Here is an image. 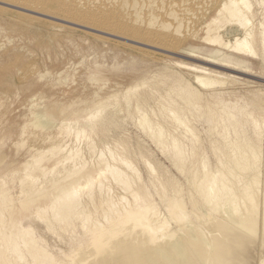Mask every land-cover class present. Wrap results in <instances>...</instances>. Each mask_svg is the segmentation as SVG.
I'll return each instance as SVG.
<instances>
[{
	"label": "bare ground",
	"instance_id": "bare-ground-1",
	"mask_svg": "<svg viewBox=\"0 0 264 264\" xmlns=\"http://www.w3.org/2000/svg\"><path fill=\"white\" fill-rule=\"evenodd\" d=\"M5 38L20 46L0 70V264H45L69 241L51 264H264L250 80L264 77V0H0ZM89 51L113 52L130 81L88 62L96 90L115 91L87 107L31 99L14 139L11 97L69 90L74 73L35 58Z\"/></svg>",
	"mask_w": 264,
	"mask_h": 264
},
{
	"label": "rangeland",
	"instance_id": "rangeland-1",
	"mask_svg": "<svg viewBox=\"0 0 264 264\" xmlns=\"http://www.w3.org/2000/svg\"><path fill=\"white\" fill-rule=\"evenodd\" d=\"M5 39H2L0 44L1 45L0 70L4 69L6 66H10L11 68H13L11 65H9L10 63L13 62L9 60L15 59V57L13 56V51L20 46V43L18 42L16 43L12 42V44H10L8 39L6 40ZM9 49H11L9 51L10 53L6 52V50ZM93 54L92 51H89L85 54V56L83 55L84 57L83 59L81 54H79V56L76 57V56H72V54L70 53V56H72V58L67 61V64L65 63V61L67 60L65 56L57 57L53 52L50 53V56L45 55L43 57L44 61L42 60V58H35L38 61V62L36 61L38 66L37 68L41 71H46L47 68L46 66L49 65V68L51 70L59 69L62 66H65L63 70H70L73 71L74 73L68 85L69 90H59L58 88H54L53 90H42L41 94L38 93L32 95L31 97L28 98V100H26V97L22 94L14 95L11 97L12 100L10 99L11 101L10 111L7 117L5 116V118L3 119L4 120L3 125L6 126L9 131H12L14 139L19 138V134H20L19 129L26 122L27 119L26 115L28 113L29 108L32 105L31 102L41 100V98L39 99L38 96L40 97L43 96V99L45 97L46 98L49 97L48 101L52 109L56 105H58L57 103H64L66 101H73V102L76 101L79 104L80 102H82L84 105L82 106L87 107L97 104L98 101L105 99L106 97L109 96V94L112 91H115V90H96L97 86H96V82L93 80L94 77L93 69L86 70V63L90 62L93 67L97 65H101L103 66L104 70L107 71L106 73L113 75V78L117 79L119 75H124L126 77L124 81L126 83L130 81V76L133 72L132 68H128L127 64H124L122 62V59L118 58L117 60L113 52L96 53L94 55ZM122 67H124V69L123 71L120 72L119 68ZM250 80L252 81V87H254V90H252V95L257 96L259 99H262L264 102V90H257L259 88L264 89V77L255 75ZM31 99H35V100L31 101ZM6 152L8 153L9 159H15L17 156V153L14 150V148L11 149V147H8L6 149ZM48 241L52 243V245L60 244L58 242H55V240L51 238H48ZM84 242L85 239L81 238L77 242L76 246L79 247L80 245H83ZM72 244L73 242L71 241H69L66 245L60 244V246H58L56 249L58 251V254H56L55 257L49 259L45 264H51L52 262L60 263L63 259L66 258V255L69 253L70 249L74 247V244L73 245Z\"/></svg>",
	"mask_w": 264,
	"mask_h": 264
}]
</instances>
